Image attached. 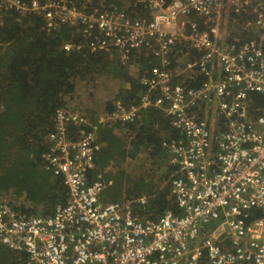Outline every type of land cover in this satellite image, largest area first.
Returning a JSON list of instances; mask_svg holds the SVG:
<instances>
[{"label":"built area","instance_id":"built-area-1","mask_svg":"<svg viewBox=\"0 0 264 264\" xmlns=\"http://www.w3.org/2000/svg\"><path fill=\"white\" fill-rule=\"evenodd\" d=\"M132 7L140 14L115 0H0V11L41 15L48 30L72 27L80 39L65 42L66 52L127 64L148 50L159 61L141 75L146 92L135 104L117 99L96 121L55 110L40 157L66 186L65 202L36 215L0 196V244L25 264H264V0H134ZM230 18L250 38L232 35ZM180 50L192 56L184 70L205 78L196 86L173 82L170 54ZM149 106L179 134L168 145L178 210L154 218L129 201H105L111 184L94 163L97 127L132 122Z\"/></svg>","mask_w":264,"mask_h":264},{"label":"trees","instance_id":"trees-1","mask_svg":"<svg viewBox=\"0 0 264 264\" xmlns=\"http://www.w3.org/2000/svg\"><path fill=\"white\" fill-rule=\"evenodd\" d=\"M117 1L127 12H137L132 15L140 14V10H132L134 0ZM228 29L232 35L250 38L249 31L241 27ZM75 37L76 31L66 25L48 30L41 15L19 16L13 10L0 11V150H16L14 158L2 155L0 196L13 193L7 195L9 203L27 213L49 214L67 197L61 177L45 170L40 157L48 147L46 136L54 128L55 110L65 107L88 116L84 113L90 110L97 74L108 75L110 71H117L116 77L121 75L127 84L113 101L120 99L125 105L135 104L146 92L139 80L141 75L150 66L159 64L151 52L141 50L136 56L147 63L146 67L134 76L125 77L121 69L125 67L116 55H112L111 62L105 55L86 49L64 51L65 42L80 39ZM183 53L180 50L177 55L170 54L168 66L177 70L173 82L196 86L205 78L198 72L183 71L192 58ZM254 98L263 99L256 95ZM113 101L107 103L105 99L100 104L95 121L99 113L113 108ZM169 120L161 109L149 106L141 108L132 122L99 125L97 135L103 146L95 154L94 163L105 180H112L110 190L103 192L109 194V201L124 197L135 206L136 213L146 218L158 217L164 211L177 212L170 183L178 176V166L170 163L168 145L179 134ZM32 166L33 171L26 174ZM4 175L6 179L2 180ZM13 186L18 193L13 191ZM140 197L146 198L144 205L136 201ZM258 213H251L252 217H260ZM25 262L23 255L0 244V264Z\"/></svg>","mask_w":264,"mask_h":264},{"label":"rangeland","instance_id":"rangeland-1","mask_svg":"<svg viewBox=\"0 0 264 264\" xmlns=\"http://www.w3.org/2000/svg\"><path fill=\"white\" fill-rule=\"evenodd\" d=\"M115 2L118 5H122L121 2H118L117 0H115ZM131 13H137V12L132 11ZM113 58H114L113 56H106V59L111 60V62H113L114 60ZM146 64H147L146 62L141 61V58H138L137 56H135L132 58V60L128 64L123 66L125 68H121V69L124 70L125 77L128 75L134 76L138 74L141 69L146 67ZM115 67H119V65H116ZM116 70L118 69L116 68ZM183 71H186V70L183 69ZM116 74H117V71H110L108 75H105V72H101L97 74V79L95 83V91L93 92V97L89 105L90 110L84 113L88 115L89 118L95 119V115L98 112V108L105 99H107V103H109L110 101H113V99L116 96H118V94L122 90L126 89L127 84H125L123 77L121 75L119 77H116ZM97 138H98V135H97ZM15 154H16L15 149L14 150L12 149L0 150V165L2 164V161H3L2 155H4V157L14 158ZM30 157H32V154L30 155ZM33 167L34 166H32V168L27 169L26 174H29L31 170L33 171L34 169ZM20 171L23 173V170H20ZM4 173H6V171H4ZM5 179H6V176L5 175L2 176V180H5ZM5 186L8 187L7 185ZM13 191L16 193L19 192L14 186H13ZM8 194L12 195L13 193L8 192ZM8 194L3 195V197L7 199Z\"/></svg>","mask_w":264,"mask_h":264},{"label":"crops","instance_id":"crops-1","mask_svg":"<svg viewBox=\"0 0 264 264\" xmlns=\"http://www.w3.org/2000/svg\"><path fill=\"white\" fill-rule=\"evenodd\" d=\"M228 21V22H227ZM225 23H226V25H227V28L228 27H230V26H232L233 25V20L230 18V19H227V20H225L224 21ZM222 28H223V25H222ZM225 32H227V30H225L224 31V33ZM225 37H227L228 39L230 38V37H232V35L230 34V35H228L227 33H225ZM132 60V59H131ZM128 64V63H127ZM121 65H126V64H121ZM210 121V125H211V127L213 128V129H215L216 130V124H215V119H210L209 120ZM97 141H98V143L100 144V149H101V147L103 146V142L99 139V138H97ZM107 182H110V184H112V180H106ZM104 195V194H103ZM109 195V194H108ZM108 195L106 196V195H104V199H105V201H109L107 198H108ZM124 197H121V198H119L118 200H116V201H122V202H126L127 200H124L123 199ZM111 201H115V200H111ZM110 202V201H109ZM130 203H131V201H129Z\"/></svg>","mask_w":264,"mask_h":264}]
</instances>
